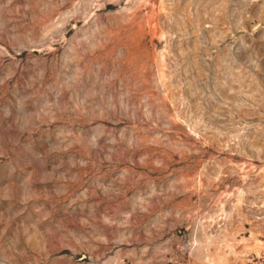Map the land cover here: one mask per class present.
Instances as JSON below:
<instances>
[{
  "label": "rangeland",
  "instance_id": "obj_1",
  "mask_svg": "<svg viewBox=\"0 0 264 264\" xmlns=\"http://www.w3.org/2000/svg\"><path fill=\"white\" fill-rule=\"evenodd\" d=\"M0 264H264V0H0Z\"/></svg>",
  "mask_w": 264,
  "mask_h": 264
}]
</instances>
